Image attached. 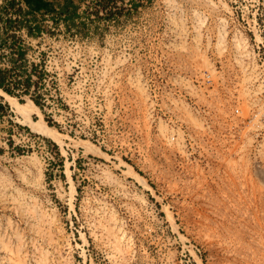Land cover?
Here are the masks:
<instances>
[{
  "label": "rangeland",
  "instance_id": "374dc122",
  "mask_svg": "<svg viewBox=\"0 0 264 264\" xmlns=\"http://www.w3.org/2000/svg\"><path fill=\"white\" fill-rule=\"evenodd\" d=\"M77 9L0 26L7 94L60 136L0 95V264H264V0Z\"/></svg>",
  "mask_w": 264,
  "mask_h": 264
},
{
  "label": "bare ground",
  "instance_id": "6f19581e",
  "mask_svg": "<svg viewBox=\"0 0 264 264\" xmlns=\"http://www.w3.org/2000/svg\"><path fill=\"white\" fill-rule=\"evenodd\" d=\"M0 95L5 96L11 102V104L13 106H16L20 109V114L24 117L23 123L26 124L33 132L40 134V135H43V136H46V137H49V138H52L54 141H57V142L60 141V136L57 133L55 128L48 126L43 120H42V122H37L33 118V116H32L33 113L35 111L39 112L38 107H36L34 105L20 103L15 98L9 96L1 88H0ZM39 115H41V114H39ZM17 163L19 165L21 164V166L23 168H27V170H29V171H31L30 167H33L35 169V173H34L35 187L42 183V180H43L42 162L40 161V159L38 158V156L36 154H31L29 156H26L25 158L18 159ZM27 164H29L31 166L28 167V166H26ZM31 172H33V171H31ZM68 178L71 179L70 173L68 174ZM12 187H13V185H12L10 172L7 169H3V170L0 169V194H1L0 197L5 198L8 195V193ZM19 193L21 196H23V197L25 196V193L23 191H21V192L19 191ZM32 198H34V197L32 196ZM22 200H23V198H22ZM20 202H21V200H20ZM21 264H22V262H21Z\"/></svg>",
  "mask_w": 264,
  "mask_h": 264
},
{
  "label": "crops",
  "instance_id": "0c3cea01",
  "mask_svg": "<svg viewBox=\"0 0 264 264\" xmlns=\"http://www.w3.org/2000/svg\"><path fill=\"white\" fill-rule=\"evenodd\" d=\"M79 1L81 0H24L25 10L23 16L29 19L33 25L47 22L49 19H54L55 21L60 19L63 21L64 16H67L68 12L78 11L77 5H79ZM66 7L69 10H66Z\"/></svg>",
  "mask_w": 264,
  "mask_h": 264
},
{
  "label": "built area",
  "instance_id": "2783aa9c",
  "mask_svg": "<svg viewBox=\"0 0 264 264\" xmlns=\"http://www.w3.org/2000/svg\"><path fill=\"white\" fill-rule=\"evenodd\" d=\"M25 10V4H24V0H0V26L7 25V20L11 19V20H16L21 19V13L20 11L24 12ZM235 114L237 116L240 115V110L239 109H235ZM226 124L228 126V129L226 128L224 131L226 132L227 130V134L226 135H231L234 139L237 138L240 135V129H241V121L240 119H235V118H230V119H226ZM202 138H208L209 136V125L208 124H204L202 123ZM172 139H176V136L173 134ZM185 152L188 155H203L207 152H203V150L201 149H189V148H185ZM215 152V150H214ZM217 154V153H216Z\"/></svg>",
  "mask_w": 264,
  "mask_h": 264
},
{
  "label": "trees",
  "instance_id": "16d2710c",
  "mask_svg": "<svg viewBox=\"0 0 264 264\" xmlns=\"http://www.w3.org/2000/svg\"><path fill=\"white\" fill-rule=\"evenodd\" d=\"M66 10H69V8L66 7ZM75 16L79 17V14L76 10L70 11V13L68 12V15L64 16L63 18L65 24L69 26L70 21L73 20ZM21 56H23V53H21ZM6 76L7 73L3 70H0V88L3 89L6 93L10 94L11 96H15L16 94L14 90H12L9 86L6 85V81H7ZM26 85L30 86V78H28ZM32 100L37 106L42 108V104L39 102L37 98H32ZM20 101L22 102V99H20Z\"/></svg>",
  "mask_w": 264,
  "mask_h": 264
}]
</instances>
